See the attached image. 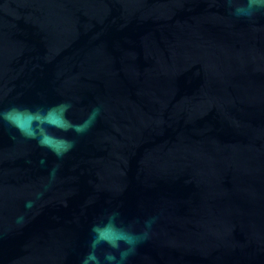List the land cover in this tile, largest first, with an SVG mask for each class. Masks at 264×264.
<instances>
[{
  "label": "water",
  "instance_id": "95a60500",
  "mask_svg": "<svg viewBox=\"0 0 264 264\" xmlns=\"http://www.w3.org/2000/svg\"><path fill=\"white\" fill-rule=\"evenodd\" d=\"M0 264H264V0H0Z\"/></svg>",
  "mask_w": 264,
  "mask_h": 264
},
{
  "label": "clouds",
  "instance_id": "9594fccd",
  "mask_svg": "<svg viewBox=\"0 0 264 264\" xmlns=\"http://www.w3.org/2000/svg\"><path fill=\"white\" fill-rule=\"evenodd\" d=\"M253 2H256V0H253ZM101 239H104V237H103L102 235H101L100 238H98V239L94 242L93 247H95L96 244H98V243L100 242ZM107 242H108L109 244H111L112 247H114V248H118V245H117L116 243H114L113 241L109 240V241H107ZM125 242H126V243H134V242H135V239H134L133 237H127V238L125 239ZM128 254H129V253L126 252V251H125V252H121V254H120V256H121V262H122L124 259H126V257H127ZM89 259H95L94 254H90V255H89ZM108 259H115V257L112 256V255H109V256H108Z\"/></svg>",
  "mask_w": 264,
  "mask_h": 264
}]
</instances>
